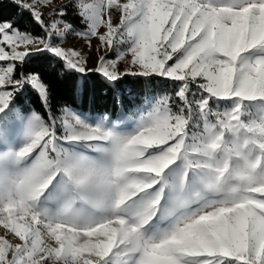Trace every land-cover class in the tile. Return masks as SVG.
<instances>
[{"label":"snow or ice","instance_id":"obj_1","mask_svg":"<svg viewBox=\"0 0 264 264\" xmlns=\"http://www.w3.org/2000/svg\"><path fill=\"white\" fill-rule=\"evenodd\" d=\"M11 2L31 14L42 34L0 20V62H6L0 66V135H6L4 122L25 120L23 104L19 109L10 104L26 86L39 95L47 119L36 111L27 116V140L14 161L34 153L35 158L14 180L0 179L5 184L0 264H106L114 252L133 254L123 264H264V119L245 121L241 110L243 101H264V55L243 59L254 48L264 49V0H69L59 7L52 6L53 0ZM68 7L82 17L83 31L64 19ZM69 31L85 39L89 50L92 38L97 39L100 54L92 67L88 55L65 48L63 39L54 41ZM37 52L62 61L64 70L98 73L109 83L129 75L171 79L179 82L174 93L179 104L174 110L171 96L159 98L130 134L89 125L67 105L53 111L52 88L41 71L20 70L25 58ZM193 84L200 95L190 99ZM232 98L237 103L231 111L210 108L212 99ZM197 114L203 129L189 146L187 128ZM60 140L108 144L104 150L110 164L77 161L60 148ZM181 156L186 161L181 183L197 169L209 174L213 187L232 174L233 159L246 161L238 173L240 188L205 203L159 239L147 238L144 227L159 211L163 189L131 217L124 214L125 206L159 183ZM61 174L64 188L49 195L63 198L65 210L53 215L37 205ZM77 195L106 197L110 214L90 219L68 213Z\"/></svg>","mask_w":264,"mask_h":264},{"label":"rangeland","instance_id":"obj_2","mask_svg":"<svg viewBox=\"0 0 264 264\" xmlns=\"http://www.w3.org/2000/svg\"><path fill=\"white\" fill-rule=\"evenodd\" d=\"M69 0H53V7H59L61 4L68 3ZM124 2V0H121ZM221 4H229L232 0H217ZM118 15V14H117ZM58 18V17H57ZM49 20L52 17H48ZM116 19V16L113 17ZM62 27V25H61ZM63 39L62 46L65 48L75 47L76 50L81 51L85 55L91 58L89 67L93 66L95 58L100 54L96 51L98 41L96 38H92L91 50L87 47L85 39L77 37L75 34H71V31L65 33L63 37H55L54 41L59 42ZM111 54L109 53V56ZM264 55V49L254 48L243 54V59L246 61H252L257 56ZM111 57V56H110ZM0 66H6V62H0ZM125 62L121 61L119 68L123 70ZM196 85L190 86V99L191 94H195L193 97L198 98L200 95ZM21 93H17L16 97L21 96ZM15 97V98H16ZM15 98L10 104V108L15 105ZM237 100L232 99H212L210 101V108L214 112H228L236 106ZM153 102H150L147 107L138 109L134 114V119H119L111 120L105 117H91L87 114H77L73 110L72 112L82 122L89 125H101L107 129L112 130L117 134H130L137 130L142 122V119H146L147 114L152 110ZM22 110V109H21ZM242 112L244 113L243 119L260 120L264 119V101H243ZM23 111V110H22ZM34 110L23 111L25 120L22 121H6L3 127L6 129V135H0V179L6 178L7 180H14L17 178L26 168L31 165L32 160L35 158V153L27 160L16 163L14 161V153L26 142L29 127L27 124V116H29ZM61 118H70L61 116ZM203 129V121L199 115H194L190 121L187 132L188 137L186 142L191 146L199 137ZM57 134L62 135L63 129L57 127ZM70 157L77 161H83L93 164L97 167H106L110 164V157L104 150L110 147V145L101 142H70L66 143L62 140L57 142ZM235 155V154H234ZM251 155V153H249ZM191 158V157H190ZM246 166V161L233 159L231 167L233 172L228 176L219 187L209 186V174L204 170L192 169L188 171L187 179L183 180L186 161L181 156L177 161L169 166L164 173H162L159 179V183L153 186V188L140 193L138 196L128 201L125 206V215L131 217L138 212L143 203L150 200L155 194L163 189L162 200L159 204V211L149 224L144 227V234L147 238L159 239L164 234L171 231L182 218L188 216L190 213L196 211L202 207L205 203L213 200H221L227 198L228 191L235 185L240 183L238 173ZM66 184V177L62 174L56 177L52 187L46 192L38 202L37 207L39 209H46L50 214H57L63 212L64 199L56 198L49 195V192H60ZM5 184L0 182V191H3ZM106 197H81L74 196L67 208L68 213L79 215L84 218L99 219L102 216L109 215L110 210L106 207ZM4 229L0 226V235L4 234ZM133 254L127 255L113 253L106 258V264H123L126 260H131Z\"/></svg>","mask_w":264,"mask_h":264},{"label":"trees","instance_id":"obj_3","mask_svg":"<svg viewBox=\"0 0 264 264\" xmlns=\"http://www.w3.org/2000/svg\"><path fill=\"white\" fill-rule=\"evenodd\" d=\"M73 30L83 31L86 27L81 23L82 17L77 10L68 7L64 17ZM0 20H11L15 27L30 31L33 35H41V28L31 20V14L23 12L11 0H0ZM114 56L115 53H110ZM52 65H55L53 70ZM25 72L41 71L45 81L52 88V109L57 111L60 105H67L77 114H87L91 117H106L111 120L134 119L133 114L153 104L159 98L171 96L175 110L179 102L175 99L179 82L158 75L124 76L122 79L109 83L98 73H88L86 76L64 70L63 62L47 52L32 53L25 58L24 64L18 66ZM64 71V76L58 73ZM199 90V89H197ZM15 103L23 104V111L34 110L47 119L39 95L26 86L21 96L15 98Z\"/></svg>","mask_w":264,"mask_h":264},{"label":"clouds","instance_id":"obj_4","mask_svg":"<svg viewBox=\"0 0 264 264\" xmlns=\"http://www.w3.org/2000/svg\"><path fill=\"white\" fill-rule=\"evenodd\" d=\"M197 47H198V46H197ZM202 50L205 52L206 55H209V54H210V51H209L208 49H202ZM208 183H209V186H212V182H211L210 177H209V181H208ZM239 188H240V183L237 184V185H235L234 187H232V188L228 191L227 197L232 196V195H235V194L238 192Z\"/></svg>","mask_w":264,"mask_h":264}]
</instances>
